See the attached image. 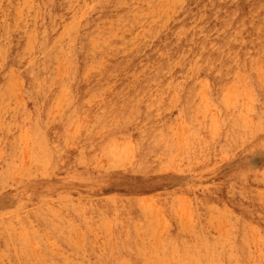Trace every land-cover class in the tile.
<instances>
[{
    "label": "rangeland",
    "instance_id": "1",
    "mask_svg": "<svg viewBox=\"0 0 264 264\" xmlns=\"http://www.w3.org/2000/svg\"><path fill=\"white\" fill-rule=\"evenodd\" d=\"M47 1H0V20L5 14L13 23L17 22L13 29L18 32L11 31L8 40L0 42V47L6 48L0 56V128L3 127L0 129V219L6 221H0V241L16 219L14 214L42 210L54 216V224L64 225L65 231L48 235L43 244L39 239L29 240L31 256L24 260L25 264H43L49 253L75 264L76 258L85 257V235L95 237L96 246L99 244L97 254L111 256L112 252L107 254L105 248L125 242L129 234L144 246L145 258L141 264H221L220 257L226 249L237 260L227 258L223 264H264V105H255L252 96L256 88L264 89V15L250 12L240 17L235 13L221 16L231 12L230 7L222 5L223 0H121L115 5L111 2L109 12L95 25L97 40L89 42L91 51L99 53L97 60L101 62L85 64V57L78 84L87 87L89 75L104 79L83 97L86 102L76 96L66 101L65 83L71 80L69 53L77 51L82 44V18L92 11L97 18L100 9L93 4L95 0H56L53 25L46 26L49 49L45 55L46 69L51 73L44 78L37 73L36 62L42 59L45 48L35 41L40 32L32 26L39 20ZM17 4L19 8L15 12ZM166 17L167 23L163 21ZM129 34L136 40L128 39ZM19 48L24 52L17 66L12 52ZM24 72L33 73L37 83L23 84ZM32 95L42 97L41 109L34 113ZM46 95L49 97L44 98ZM116 100L128 105L129 110L122 117L115 114ZM79 102L80 106L72 110L71 103ZM254 112L259 114L255 120ZM32 118L40 123L41 139L43 143L50 141L54 156L71 159L80 150L84 153L82 164L68 161L70 167L53 163L55 169L50 171L47 159L34 153L29 126ZM15 121L18 124L14 125ZM106 129L120 132L105 140L107 148L92 149L90 138H99ZM49 130L51 137L45 132ZM137 131L139 136L134 133ZM144 137L147 140L141 152L146 151L147 158L143 165L140 162V172L125 171L137 163L134 147ZM251 141L257 146H244ZM58 142L60 148L56 150ZM108 196L117 197L116 205L123 207L126 218L133 216L128 222L120 225L108 216L101 223L88 209L78 217L67 211L70 203L98 207ZM136 202L139 205L134 207ZM140 211L144 212V219L148 218L147 225L150 222L145 231L139 223L132 224L134 229L130 225L139 218ZM182 237L185 241L180 244ZM202 241L210 245L206 250ZM68 244L77 248V255L68 253ZM218 246L222 248L216 250ZM0 253L3 255L0 264H7L9 254L1 242ZM129 263L140 264L134 260Z\"/></svg>",
    "mask_w": 264,
    "mask_h": 264
},
{
    "label": "bare ground",
    "instance_id": "2",
    "mask_svg": "<svg viewBox=\"0 0 264 264\" xmlns=\"http://www.w3.org/2000/svg\"><path fill=\"white\" fill-rule=\"evenodd\" d=\"M1 1V0H0ZM124 1V0H123ZM130 1V0H129ZM138 1V0H137ZM157 1V0H156ZM155 1V2H156ZM167 1V0H166ZM169 1V0H168ZM171 1V0H170ZM181 0H179L180 2ZM184 1V0H183ZM182 1V2H183ZM7 2V1H6ZM24 2V1H22ZM27 2V1H26ZM56 0H48L43 6H42V11H41V15H40V18L39 20L34 23V25L32 26L33 29H36L40 32V34L36 35L35 36V41H37L42 48H45L44 51L42 52L43 53V57L42 59H39L38 62H36L37 64V73L38 74H41L44 78L46 77H49L51 71L50 69H46V58H45V55L47 54V52H49V49L46 48L47 46V33H46V26L47 24H51L53 25L52 20L54 19V15H53V12H56V7H57V4L55 3ZM113 2L114 5L115 3H118V2H121V0H95V2H93V4L97 7H99V11H97V18H95V14H93V11L91 14H88L86 16H84L82 18V21H81V26H82V44L80 43V46H79V49L75 52H70L69 53V56H70V60H71V70H70V75H71V80L70 82H68L67 84L65 83L66 85V90H65V93H66V96H67V100L71 99L72 97L76 96L77 99H81L82 101L84 100L83 97H85V95L91 91V89L95 86H97L99 83H101L102 79V76H96V78H93V76H88L87 78V82H86V86L87 87H91L90 89H87V87H80L79 84H78V75H79V72H80V68H81V62L82 60L85 58V64H96V63H99L101 61L98 62V57H99V53L98 52H92L90 47H89V42L90 41H94V40H97L98 38V33L96 31V23L99 22L101 20V18L103 16H105L109 10L111 8H108L109 4ZM147 2V1H146ZM178 2V1H177ZM30 3V2H29ZM28 3V4H29ZM92 3V2H91ZM142 3V2H140ZM25 4V3H24ZM119 4V3H118ZM117 4V5H118ZM124 4V3H123ZM137 4V3H136ZM145 4H148V3H145ZM150 4V2H149ZM156 4V3H155ZM160 4H161V1H160ZM177 4V3H176ZM26 5V4H25ZM135 5V4H134ZM152 5V4H151ZM173 5L175 6V3L173 1ZM181 5V4H180ZM222 5L223 6H226V7H230L231 8V12L230 13H225L222 14L221 16H224V17H227L229 14H232V13H235L237 15V17H240L241 15H244V14H249L250 12H254V14H257V16H262L264 15V0H242L240 2H234L233 0H223L222 1ZM17 6V10L15 9V12L17 11L18 12V4L16 5ZM21 6V5H20ZM23 6V5H22ZM29 6V5H28ZM147 6H150V5H147ZM160 6V5H159ZM30 7V6H29ZM119 7V6H118ZM132 7V6H131ZM169 7V6H168ZM22 8V7H21ZM27 8V7H26ZM25 8V9H26ZM151 9H153L152 7H150ZM158 7H156L157 9ZM161 8V7H160ZM159 8V9H160ZM9 9V8H8ZM31 9V8H30ZM39 9V8H38ZM164 10V8H162ZM160 9V10H162ZM21 10V9H20ZM141 10V9H140ZM149 10V9H148ZM171 10V9H170ZM179 9H177L176 11H178ZM181 10V9H180ZM133 11L135 12V10L133 9ZM39 12V10H38ZM131 12V11H130ZM129 12V13H130ZM132 12V13H134ZM143 12V11H142ZM146 12V11H145ZM150 12H152L150 10ZM154 12V11H153ZM150 13V14H153ZM163 12V11H162ZM3 13V11H2ZM7 13V11H6ZM36 13V12H35ZM131 13V14H132ZM148 13V11H147ZM158 13V10L156 12V14ZM164 13V12H163ZM19 14V13H18ZM86 14V13H84ZM121 14V13H120ZM138 14V13H137ZM144 14V13H143ZM146 14V13H145ZM149 14V15H150ZM155 14V13H154ZM160 14V12H159ZM158 14V15H159ZM176 14V13H175ZM208 14V13H207ZM17 15V13H16ZM26 15V14H25ZM161 15V14H160ZM159 15V17H161ZM164 15V14H163ZM167 15V14H165ZM171 15V13H170ZM199 15V14H198ZM20 16V15H19ZM22 16V15H21ZM24 16V15H23ZM120 16V15H119ZM134 16V15H133ZM144 16V15H143ZM154 16V15H153ZM201 16V15H200ZM80 17V16H79ZM82 17V16H81ZM139 17V16H138ZM152 17V16H151ZM158 17V19H160ZM19 19V17H17ZM21 18V17H20ZM26 18V17H25ZM119 18V17H118ZM132 18V16H131ZM156 18V17H155ZM155 18L153 20H155ZM168 17H166L164 20H168L167 19ZM81 19V18H80ZM122 19V18H121ZM133 19V18H132ZM151 19V18H150ZM17 20V19H16ZM20 20V19H19ZM117 20V19H116ZM126 20V19H125ZM135 20L136 17H135ZM134 20V21H135ZM145 20V19H144ZM14 21V20H13ZM80 21V20H79ZM118 21V20H117ZM196 21V19H195ZM119 22V21H118ZM130 22V21H129ZM141 22V21H140ZM144 22V21H143ZM148 23H151L149 21H147ZM146 22V23H147ZM166 22V21H164ZM163 22V23H164ZM17 23V22H15ZM15 23L12 22L11 18L7 17L5 14H3L1 20H0V42H3V41H7L8 40V37H9V33L11 31L15 32V33H18L17 31H14L13 27L17 26V25H14ZM124 23V21L122 22V24ZM167 23V22H166ZM181 23V22H180ZM193 23V21H192ZM191 22L188 23V24H192ZM251 23V22H250ZM27 24V23H26ZM130 24V23H128ZM141 24V23H139ZM145 23H143L144 25ZM162 24V23H161ZM165 24V23H164ZM194 24V23H193ZM229 24V23H228ZM249 24V23H248ZM121 25V23H120ZM132 25V23L130 24ZM155 25V24H154ZM252 25V24H251ZM27 26V25H26ZM118 27V26H117ZM120 27V26H119ZM153 27V26H152ZM155 27V26H154ZM168 27V26H167ZM132 28V27H131ZM141 28V27H140ZM144 28V27H143ZM142 28V29H143ZM149 28V26H147V29ZM18 29V28H17ZM98 29V28H97ZM127 29V28H126ZM146 29V28H145ZM167 29V28H166ZM72 30V29H71ZM122 30L123 27H122ZM137 30H139V28H137ZM150 30V29H148ZM257 30V29H256ZM112 31V30H111ZM110 31V32H111ZM115 31V29L113 30ZM125 31V30H124ZM129 31V30H128ZM136 31V30H135ZM154 31V30H152ZM138 32V31H136ZM144 32V31H143ZM149 32V31H147ZM157 32V30L155 31ZM116 33V31L114 32ZM142 33V31H141ZM150 33V32H149ZM262 33V32H261ZM122 35V33H120ZM138 34V33H137ZM136 34V35H137ZM157 34V33H156ZM155 34V35H156ZM107 36V34H105ZM120 35V37H121ZM132 35V34H131ZM135 35V34H134ZM135 35V36H136ZM140 34H138L139 36ZM148 35V34H147ZM147 35H145L146 37H148ZM152 35V34H151ZM154 35V34H153ZM160 35V34H159ZM165 35V34H164ZM263 35V34H262ZM115 36V35H114ZM144 36V34H143ZM72 37V36H71ZM108 37V36H107ZM112 37V35H111ZM118 37V36H116ZM114 37V38H116ZM133 39H135L136 37L132 36ZM130 37V34L128 36V39L129 38H132ZM155 37V36H154ZM153 37V38H154ZM232 37V36H231ZM252 37V36H251ZM103 38V37H102ZM139 37H137L138 39ZM145 38V37H144ZM143 38V39H144ZM177 38V37H176ZM206 38V37H205ZM261 38V37H260ZM259 38V39H260ZM120 39V38H119ZM125 39V38H124ZM127 39V40H128ZM132 39V40H133ZM142 39V38H141ZM148 39H150L148 37ZM235 39V38H234ZM262 39V38H261ZM100 40V39H98ZM110 40V39H109ZM131 40V42H132ZM136 40V39H135ZM102 40H100L101 42ZM104 41H106L104 39ZM123 41V40H122ZM130 41V40H129ZM128 41V42H129ZM134 41V40H133ZM175 41H178L177 39H174V42ZM189 41V40H188ZM238 40H236L237 42ZM137 42V41H136ZM135 42V43H136ZM146 43L145 44H148L147 41H145ZM229 42V41H228ZM94 43V42H92ZM102 43V42H101ZM107 42H105L106 44ZM134 43V42H133ZM132 43V44H133ZM135 43H134V46H135ZM141 43V41H140ZM263 43V42H262ZM95 44V43H94ZM104 43H102L101 45H103ZM115 44V43H114ZM144 44V45H145ZM261 44V43H260ZM264 44V43H263ZM122 45V44H121ZM120 45V46H121ZM123 45H125V43H123ZM122 45V46H123ZM149 45V44H148ZM190 45V44H189ZM200 45V44H199ZM92 46V45H91ZM109 46V45H107ZM111 47L113 46L112 44L110 45ZM109 46V47H110ZM119 46V47H120ZM130 46V45H129ZM133 46V48H134ZM138 46V44H137ZM141 46V45H140ZM202 46V45H201ZM260 46V45H259ZM99 47V46H98ZM101 47V46H100ZM108 47V48H109ZM110 47V48H111ZM114 47V46H113ZM182 47V46H181ZM189 47V46H188ZM187 47V48H188ZM203 47V46H202ZM262 47V45L260 46ZM116 48V46H115ZM132 48V47H131ZM198 48V47H197ZM264 48V47H263ZM101 49V48H100ZM117 49V48H116ZM130 50V48H128ZM194 49V48H193ZM196 49V48H195ZM194 49V50H195ZM199 49V48H198ZM228 49V48H227ZM98 51V49H96ZM102 50V49H101ZM112 50V49H111ZM189 50V48H188ZM113 51V50H112ZM128 51V50H127ZM142 51V50H141ZM186 51V50H185ZM264 51V49H263ZM6 52V48H3V47H0V56L2 57L1 54L5 53ZM24 50L23 48H19L18 51L16 52H12V58H13V61L14 63L17 65V66H20V63L22 61V54H23ZM125 52V51H124ZM136 53V52H135ZM188 53V51H187ZM194 53V52H192ZM222 53V52H221ZM53 54V52H52ZM95 55L94 58L91 57V55ZM162 54V53H161ZM165 54V53H164ZM183 54V53H182ZM180 53V55H182ZM186 54V53H185ZM103 55V54H102ZM184 55V54H183ZM187 55V54H186ZM236 55V54H235ZM232 56V54H231ZM238 56V55H237ZM192 57V56H191ZM209 57V56H208ZM179 58V57H178ZM176 59V58H175ZM174 59V61H175ZM97 60V62H96ZM153 60V59H152ZM178 61V60H177ZM244 61V60H243ZM96 62V63H95ZM140 63V62H139ZM194 63V62H193ZM204 63H206L204 61ZM243 63V62H242ZM177 63H175L176 65ZM91 65V64H90ZM100 65V64H98ZM96 65V66H98ZM152 65V64H151ZM174 65V66H175ZM180 65V64H179ZM195 65V64H193ZM210 65V64H209ZM212 65V64H211ZM210 65V66H211ZM86 66V65H85ZM198 66V64H197ZM241 66V64H240ZM244 66V65H243ZM242 66V67H243ZM89 68V66H88ZM91 68H94L93 66H91ZM151 69V67H149ZM210 68V67H209ZM196 69V68H195ZM89 70V69H88ZM92 70V69H91ZM96 70V69H95ZM98 70V69H97ZM155 70V69H154ZM165 70V69H164ZM141 71V70H140ZM162 71V70H161ZM134 72V71H133ZM167 72V70H166ZM132 73V71H131ZM130 73V74H131ZM140 73V72H139ZM33 73H29V72H24V80H23V84H35V82L37 83V80H36V76H33L32 75ZM116 74V73H115ZM138 74V73H137ZM157 73H155L156 75ZM131 76H134L131 75ZM97 77H101V78H97ZM67 76L64 78L63 80V83L66 80ZM132 78V77H131ZM150 80V79H149ZM158 80H160L158 78ZM263 80H264V77H263ZM42 83V81H41ZM134 84V83H133ZM149 84V83H148ZM37 85V84H36ZM41 85V84H40ZM45 85V84H44ZM49 85V84H48ZM53 85V84H51ZM264 85V84H263ZM38 87V86H37ZM264 87V86H263ZM49 88V87H48ZM162 88V87H161ZM160 88V89H161ZM60 89V88H59ZM147 89V87H146ZM167 89V88H166ZM42 90V89H41ZM50 90V88L48 89ZM39 91V90H38ZM149 92V91H148ZM64 93V94H65ZM144 93V92H143ZM154 93V92H153ZM155 93H158L155 92ZM48 94V92L46 93ZM63 95V94H62ZM148 95V93H147ZM60 96V95H59ZM64 96V95H63ZM132 96V95H131ZM130 96V97H131ZM154 96V95H153ZM253 96V101L255 102V105L259 104V107H261V105H264V89H261V88H256V92L255 94L252 95ZM46 97H49V95H46L44 98ZM58 97V96H57ZM56 97V98H57ZM139 97V96H138ZM161 97V96H160ZM42 98V97H41ZM40 96H31L30 97V102H31V110L32 112L34 113L36 110H38L37 108H40V100H41ZM43 98V99H44ZM60 98H63V97H60ZM64 99V98H63ZM137 100V99H136ZM85 101V100H84ZM139 101V100H138ZM137 101V102H138ZM81 102V101H80ZM80 102L79 103H71V109L72 110H76V108H78L80 106ZM86 102V101H85ZM135 102V104L137 103ZM140 103V102H139ZM5 104V103H4ZM15 104V103H13ZM252 104V103H251ZM254 104V103H253ZM116 106L115 108V114L117 116H120L122 117L124 115V113H126L127 110H129L128 108V105L127 104H124L122 105L118 100H116V104H114ZM146 105V104H145ZM7 106V105H5ZM9 106V104H8ZM250 106V105H249ZM14 107V106H13ZM6 108V107H5ZM3 108V109H5ZM152 108V107H151ZM149 107V109H151ZM254 108V106H253ZM264 108V107H263ZM262 108V109H263ZM9 109V108H8ZM12 109V108H11ZM41 109V108H40ZM136 109V107H135ZM261 109V110H262ZM17 110V109H16ZM260 110V111H261ZM12 111H14V109H12ZM39 111V110H38ZM256 111V110H254ZM264 112V110L262 111ZM2 113V112H1ZM138 113V112H136ZM253 113V112H252ZM250 114V113H249ZM255 116L253 117L254 120L257 119L258 115H256V113L254 112ZM264 114V113H263ZM35 115V114H34ZM97 115V114H96ZM132 115V113H131ZM10 116V115H9ZM24 116V115H23ZM30 116V115H29ZM249 116V115H247ZM251 116V115H250ZM261 116H263L261 114ZM117 118V117H116ZM114 118V119H116ZM29 119V118H28ZM36 119V118H35ZM96 119V118H95ZM128 119V118H127ZM252 119V118H251ZM250 119V120H251ZM21 120V119H20ZM131 120V119H130ZM137 120V119H136ZM7 121V120H6ZM5 121V122H6ZM113 121V120H112ZM115 121V120H114ZM123 121V119H122ZM125 121V120H124ZM129 121V120H128ZM13 122V121H11ZM94 122V121H93ZM248 122V120H247ZM264 122V121H263ZM15 123H17L16 121L14 122V125H16ZM116 122H114V125H115ZM246 123V122H245ZM18 124V123H17ZM111 124V123H110ZM135 124V123H134ZM240 126L241 124L243 125V123H239ZM255 125V123H253ZM10 125V123H9ZM12 125V124H11ZM92 125V124H91ZM113 125V127H114ZM252 126V127H255V126ZM1 126H4L3 123L1 124ZM29 126H30V130L32 132V138H33V142H34V153H38L39 155V158L40 156L42 157H45L47 159V163H50V166H49V170L52 171L55 169L53 163H57L59 165H65V164H68V161L69 162H75L76 164H82L81 162V159L84 157V153L82 151H78L76 156L71 158V159H62L60 160L57 156H54L53 153L50 151V141L48 143H43V139H41V136H42V130L40 129V123L37 122L36 120H34L33 118L31 119V121L29 122ZM59 126V125H57ZM62 126V125H61ZM66 126V125H65ZM116 126V125H115ZM5 127V126H4ZM7 127V125H6ZM92 127V126H91ZM109 126H107L108 128ZM245 127V126H244ZM249 127V126H247ZM257 127V126H256ZM55 128V127H54ZM58 128V127H57ZM66 128V127H65ZM110 128V127H109ZM237 128V127H236ZM235 128V129H236ZM240 128V127H239ZM3 130V127L0 128ZM8 129V128H7ZM56 129V128H55ZM91 129V128H90ZM88 128V131L90 130ZM238 129V128H237ZM241 129V128H240ZM257 129V128H256ZM244 131V129H241ZM247 130V129H246ZM5 131H7L5 129ZM12 131V130H11ZM10 131V132H11ZM236 131V130H235ZM242 131V133H243ZM46 133H48L51 137V134L50 133V130L49 131H45ZM64 132H65V129H64ZM120 131L117 129H106V131L104 132V134L102 136H100L99 138H90V147L92 149H101V148H107L106 147V143H105V140H108L109 139V136L110 135H113L115 133H119ZM238 132V131H237ZM9 133V132H8ZM7 133V134H8ZM90 133V132H89ZM134 133H137V135L139 136L140 134V131H137V132H134ZM234 133V131H233ZM236 133V132H235ZM247 133V132H246ZM11 134V133H10ZM59 134V133H57ZM238 134V133H237ZM244 134V133H243ZM248 134V133H247ZM256 133H254L255 135ZM56 135V134H55ZM92 135V134H91ZM233 135V134H232ZM67 136V135H66ZM71 136V135H70ZM239 136V135H238ZM54 137V136H53ZM63 137V136H62ZM61 137V138H62ZM252 137V136H251ZM255 137V136H254ZM253 137V138H254ZM6 138V137H5ZM65 138V137H64ZM68 138V137H67ZM66 138V139H67ZM72 138V136H71ZM248 138V137H247ZM252 138V139H253ZM10 139V138H8ZM63 139V138H62ZM239 139V138H237ZM6 140V139H5ZM61 140V139H60ZM71 140V139H70ZM147 138L144 137L142 140H141V143L140 145L136 144V146L134 147V156L136 158V164H132L130 166H126L127 168L125 169V171H128V172H131V173H139L140 172V166L139 167V164L140 162L144 163V161L146 160V155H147V152L144 151V152H141L142 149L144 148V144L146 142ZM248 140V139H247ZM4 141V140H3ZM7 141V140H6ZM52 141V139H51ZM68 141V140H67ZM66 141V142H67ZM10 142V141H9ZM12 142V141H11ZM57 142V141H55ZM59 143V142H58ZM57 143V144H58ZM71 143V142H70ZM4 144V142H3ZM52 144V143H51ZM16 145V143H15ZM60 143L58 144V146L55 147V149L57 150L58 147H59ZM63 145V144H62ZM66 145V144H65ZM246 145H249V146H252V147H256L257 146V143H255L254 141H251L249 144H245L244 146ZM10 146V145H9ZM8 146V147H9ZM69 146V145H68ZM15 147V146H14ZM71 147V146H70ZM33 148V147H32ZM53 148V146H52ZM60 148V147H59ZM66 148V147H65ZM69 148V147H68ZM78 149V148H77ZM55 150V152H56ZM61 150V149H60ZM59 150V151H60ZM4 151V150H3ZM62 152V151H61ZM60 152V153H61ZM64 152V151H63ZM13 154V153H12ZM58 154V153H57ZM36 155V156H38ZM65 155V154H63ZM67 155V154H66ZM73 155V154H72ZM7 156V155H6ZM13 157V156H12ZM33 158V157H32ZM62 158V156H61ZM13 159V158H12ZM134 159V158H133ZM37 160V159H36ZM41 160V159H39ZM43 160V158H42ZM131 160V158H130ZM129 160V161H130ZM133 161V160H131ZM3 162V161H2ZM12 162V161H11ZM40 162V161H39ZM4 165V164H3ZM70 165L71 167V164H68ZM126 165V164H125ZM29 166V164H28ZM30 168V166H29ZM79 169V168H78ZM9 170V169H8ZM26 171V170H25ZM24 171V173H25ZM27 172L29 173V171L27 170ZM17 173V171H16ZM9 173L7 172V175ZM19 174V173H18ZM22 174V173H21ZM20 174V175H21ZM6 175V174H4ZM13 175V174H12ZM23 175V174H22ZM30 175V173H29ZM26 176H27V173H26ZM32 176V175H31ZM3 177V176H2ZM9 178V175L7 176ZM23 177V176H22ZM7 178V179H8ZM2 180V178H0ZM16 179V178H15ZM18 179V178H17ZM28 179V178H27ZM3 180L5 181V179L3 178ZM26 180V179H25ZM3 181V183H4ZM19 181V180H18ZM28 181V180H27ZM32 181L31 179L28 181L30 182ZM7 183V182H6ZM1 184V183H0ZM2 190V189H1ZM26 192V191H25ZM11 194V193H10ZM116 200H117V197L115 196H108L105 203H102L100 206L98 207H94V206H90L86 203H70L68 204V209L67 211L70 212L71 215L75 216V217H78L80 215V213L85 210V209H88L90 211V215L95 217V218H98L100 220L101 223H104L106 220H107V217L108 216H111L113 218L114 221L118 222L120 225H123L126 221L128 222L133 216H129L127 215V218L124 216L125 215V211L123 209V207H119L116 205ZM18 202V201H17ZM16 202V204H17ZM68 202V201H67ZM70 202V201H69ZM26 204V203H25ZM31 204V202H30ZM67 204V203H66ZM111 204H114L113 205V208L111 206ZM20 205V204H19ZM42 205V204H41ZM40 205V206H41ZM139 205L138 202L134 203L133 206L134 207H137ZM166 205V204H165ZM26 206V205H25ZM32 206V205H31ZM15 207V206H14ZM29 207V206H27ZM37 207V206H36ZM43 207V206H42ZM205 207H208V205H205ZM40 208V207H39ZM25 209V208H24ZM32 209V208H31ZM30 209V211H31ZM66 209V208H65ZM9 210V209H8ZM27 210V208H26ZM33 210V209H32ZM21 211V210H20ZM24 211V210H23ZM66 211V210H65ZM144 211V210H143ZM143 211H140V212H137L138 214H140L139 218L136 220V221H133L132 223H130V225L132 224H140L142 227H143V231H145L146 228H148V226L150 225V222H149V225H147V221H145L146 219H144V212ZM34 212V211H33ZM67 212V213H68ZM19 213V212H18ZM17 213V214H18ZM22 213V212H20ZM32 213V212H30ZM30 213H26V214H21V215H16L13 214L16 216V219L14 220L13 223H10L11 224V228L6 232V234H4L2 240L0 241L1 244L3 245V248H5V251L7 250V257H6V253H4L5 257H6V262L7 264H25V259L28 257V256H31V251L29 249V244H28V241L29 240H36V239H39L38 241H42V244L45 242L44 240H46L47 238H49L48 235L50 234H53V233H57L56 235H60L62 233H64L65 229L63 228V226L59 225V224H54L55 221H53V218L49 216V214L45 213L44 211L41 210V212H37V213H33V214H30ZM7 216L9 215V213H5ZM4 214V215H5ZM12 214V215H13ZM52 213H50L51 215ZM2 215V214H1ZM5 215V216H6ZM31 215H32V218H31ZM4 216V217H5ZM147 216V215H146ZM2 218V217H1ZM10 218V216H9ZM4 219V218H3ZM2 219V221H3ZM11 220V218H10ZM110 220V219H108ZM150 220V219H149ZM1 221V219H0ZM1 221V222H2ZM5 221V219H4ZM59 223H60V220H58ZM0 222V223H1ZM6 222V221H5ZM10 222V221H9ZM12 222V221H11ZM3 223V222H2ZM58 223V222H57ZM61 224V223H60ZM82 226H85L84 223H80ZM4 225V224H3ZM133 226V228H132ZM131 228L134 229L135 228V225H132ZM2 227V226H1ZM65 227V226H64ZM99 228H101V226H99ZM140 228V227H139ZM137 229V228H136ZM138 232V231H137ZM0 233H2L0 231ZM33 233V234H32ZM136 234V232H135ZM56 235H52V236H56ZM140 236V235H138ZM139 238V237H138ZM142 238V236H141ZM43 239V240H42ZM80 240V239H79ZM178 240V239H177ZM97 241V240H96ZM105 241V240H104ZM108 241V240H107ZM106 241V243H107ZM141 241V240H140ZM185 241V237H182L179 241L180 244H183ZM98 242V241H97ZM110 242V241H108ZM83 243H84V247H85V257L82 258V257H78L75 259L76 263L75 264H130L129 263V260H134L136 261L137 263H142L144 261V252H145V249H144V246H141L140 244H138L136 242V236H133L131 237V234H129L126 238H125V242H121V243H116V246L113 248V244L111 245V247H107L105 246V244L103 245V247H107L105 248L104 251L107 252L108 254V251H111L112 254L111 256L108 255V256H101L103 255L102 253L100 254H97L96 252V247L99 246V244L96 246V242H95V237L93 236V238H91L89 235H85L83 237ZM105 243V242H104ZM141 243V242H140ZM176 243V242H175ZM203 243V249L206 250L208 248V246H210L207 241H202ZM109 243H107L108 245ZM194 244H192L191 246H193ZM109 246V245H108ZM68 253L69 254H74V255H77L78 254V250L77 248L72 245V244H68ZM222 248V246H218L216 247L215 249L218 250ZM99 249V248H98ZM2 250V249H1ZM99 252V251H98ZM3 253V252H2ZM0 255H2L0 253ZM191 255V254H190ZM3 256V255H2ZM1 257V256H0ZM194 257H197L196 255H194ZM214 258V257H213ZM227 258L230 260V261H236L237 260V257L235 255H231V254H227V249L222 253L221 257H220V263L223 264V262L225 260H227ZM73 263V261H72ZM43 264H69L65 261V259L63 260L60 256H54V254L52 253H49L47 256H46V259L44 260Z\"/></svg>",
    "mask_w": 264,
    "mask_h": 264
}]
</instances>
